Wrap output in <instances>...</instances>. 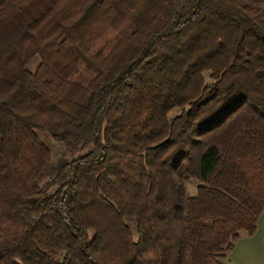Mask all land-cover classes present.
<instances>
[{
	"label": "trees",
	"instance_id": "16d2710c",
	"mask_svg": "<svg viewBox=\"0 0 264 264\" xmlns=\"http://www.w3.org/2000/svg\"><path fill=\"white\" fill-rule=\"evenodd\" d=\"M35 132L91 147L50 194ZM263 208L264 0H0V264H226Z\"/></svg>",
	"mask_w": 264,
	"mask_h": 264
},
{
	"label": "rangeland",
	"instance_id": "374dc122",
	"mask_svg": "<svg viewBox=\"0 0 264 264\" xmlns=\"http://www.w3.org/2000/svg\"><path fill=\"white\" fill-rule=\"evenodd\" d=\"M39 64V60L36 56H34L25 66V69L29 73H34L37 66ZM203 80L205 83L209 82V73H204L202 75ZM179 112L177 110H172L168 114V118L171 119L175 116H177ZM36 137L38 140L44 145V147L48 150L50 155V162L49 165L41 178V180L38 182L37 186L42 189L45 193L50 194L54 192L56 189V185L52 184V181L56 175L57 167L61 162H69L73 159H76L78 157H81L82 155L86 154L91 150V147L88 146L83 149H76L72 153H68L65 151L63 146L52 140L49 136L35 132ZM196 182L194 181H187L184 183L185 192L188 196H194L195 195V189H196ZM128 228L130 230L131 236L133 239H135V232L134 227L132 225H128ZM226 255V254H225ZM225 262V260H224Z\"/></svg>",
	"mask_w": 264,
	"mask_h": 264
},
{
	"label": "crops",
	"instance_id": "0c3cea01",
	"mask_svg": "<svg viewBox=\"0 0 264 264\" xmlns=\"http://www.w3.org/2000/svg\"><path fill=\"white\" fill-rule=\"evenodd\" d=\"M193 197V196H191ZM226 264H264V208L251 236L241 234L225 255Z\"/></svg>",
	"mask_w": 264,
	"mask_h": 264
}]
</instances>
